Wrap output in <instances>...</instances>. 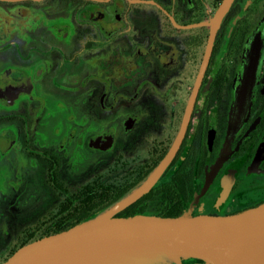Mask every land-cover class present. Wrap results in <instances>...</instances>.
Masks as SVG:
<instances>
[{
	"label": "flooded vegetation",
	"instance_id": "1",
	"mask_svg": "<svg viewBox=\"0 0 264 264\" xmlns=\"http://www.w3.org/2000/svg\"><path fill=\"white\" fill-rule=\"evenodd\" d=\"M222 2L0 0V264L153 170ZM214 31L186 134L158 182L183 163L195 198L227 149L194 208L227 214L264 202V0H233ZM245 72L251 96L231 133Z\"/></svg>",
	"mask_w": 264,
	"mask_h": 264
},
{
	"label": "water",
	"instance_id": "2",
	"mask_svg": "<svg viewBox=\"0 0 264 264\" xmlns=\"http://www.w3.org/2000/svg\"><path fill=\"white\" fill-rule=\"evenodd\" d=\"M232 1L223 0L211 20L204 58L178 133L147 177L92 218L23 244L1 264H150L163 259L183 264L184 260L196 257L212 264H264V202L236 213H194L199 197L207 190L227 149L209 172L203 190L182 214H118L155 186L178 151L209 60L214 26ZM246 80H249L247 72L237 88L231 133L241 124L251 96L252 87L245 86ZM262 154L264 141L257 155ZM248 247L251 250H246Z\"/></svg>",
	"mask_w": 264,
	"mask_h": 264
},
{
	"label": "trees",
	"instance_id": "3",
	"mask_svg": "<svg viewBox=\"0 0 264 264\" xmlns=\"http://www.w3.org/2000/svg\"><path fill=\"white\" fill-rule=\"evenodd\" d=\"M191 182L192 180L185 170L184 164L180 163L175 170H171L170 176L161 178L149 192L131 205L123 208L119 214L124 216H130L135 213L158 214L161 216L182 214L191 206L194 200L195 195L192 192L188 193ZM122 195L123 193H117L115 197L106 200V205L90 208L89 212L83 214L81 220L89 219L103 211ZM194 213H198L197 209H194ZM185 262L183 261V263ZM206 264L212 263L206 262Z\"/></svg>",
	"mask_w": 264,
	"mask_h": 264
},
{
	"label": "rangeland",
	"instance_id": "4",
	"mask_svg": "<svg viewBox=\"0 0 264 264\" xmlns=\"http://www.w3.org/2000/svg\"><path fill=\"white\" fill-rule=\"evenodd\" d=\"M201 208H202V206L197 208L198 214L199 213H207V212H203ZM150 264H175V262L167 260V259H163L162 261H155V262H151Z\"/></svg>",
	"mask_w": 264,
	"mask_h": 264
},
{
	"label": "bare ground",
	"instance_id": "5",
	"mask_svg": "<svg viewBox=\"0 0 264 264\" xmlns=\"http://www.w3.org/2000/svg\"><path fill=\"white\" fill-rule=\"evenodd\" d=\"M246 250H251V248H250V247H248V248H246Z\"/></svg>",
	"mask_w": 264,
	"mask_h": 264
}]
</instances>
